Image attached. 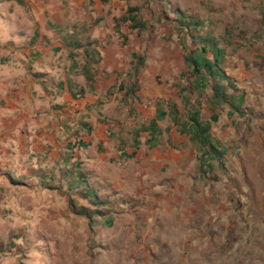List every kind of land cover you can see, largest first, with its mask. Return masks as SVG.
Wrapping results in <instances>:
<instances>
[{
	"label": "rangeland",
	"instance_id": "374dc122",
	"mask_svg": "<svg viewBox=\"0 0 264 264\" xmlns=\"http://www.w3.org/2000/svg\"><path fill=\"white\" fill-rule=\"evenodd\" d=\"M15 2L18 11H28L24 0ZM118 5V12L138 6L149 29L136 35L121 24L118 33L113 24L94 36L97 17L75 26L82 42H105L121 59L103 69L114 80L99 84L95 108L82 113L79 103L66 121L56 116L66 123L45 131V138L41 131L30 139L28 131L0 129V264H264V0ZM176 11L198 19V33L211 35L225 50L222 66L239 88L234 93L244 94L243 114L229 116L223 106L212 124V136L225 148L222 165L212 161V169L199 167L197 148L169 116L159 122L154 147L146 133L133 146L134 130L155 115L157 103L181 109L184 33L175 27ZM133 51L145 57L136 81L130 76ZM134 84L136 92L123 95L120 87ZM84 85L85 96L94 92ZM75 88L79 92L78 83ZM210 94L207 88L201 99L204 119L211 114ZM89 120L106 127L105 141L98 125L95 135L92 125L88 131ZM122 150L134 156L122 157ZM76 163L94 202L67 187ZM81 207L86 214L77 213Z\"/></svg>",
	"mask_w": 264,
	"mask_h": 264
},
{
	"label": "crops",
	"instance_id": "0c3cea01",
	"mask_svg": "<svg viewBox=\"0 0 264 264\" xmlns=\"http://www.w3.org/2000/svg\"><path fill=\"white\" fill-rule=\"evenodd\" d=\"M15 1L0 0V129L6 130V133L28 131L30 139L34 136L33 131H41L40 136L45 138L48 135L45 131L53 127L63 128L67 117L78 108L79 103L82 113H89L85 107L93 110L98 102L95 91L99 84L114 80L111 75L106 77L103 69H107L112 61L115 63L112 65H120L121 62L120 56L116 58V47L106 46L105 42L98 43V47L93 44L92 48L96 47L100 52V60L92 69L94 92L88 96L81 94L82 98L78 97L79 94L74 97L71 91L76 93L77 83L80 88H85L81 66L86 58L83 55L84 46L73 47L64 40V36L79 35L76 22L85 17H97L100 21L92 29L94 36L108 33L114 18L123 12H118L117 6L124 0H24L29 7L26 12L18 11ZM110 3L115 6L108 11ZM91 4H95V8ZM70 52H76V55L72 58ZM63 105L66 108L59 109ZM56 116L65 121L56 122ZM71 120L67 123L73 124ZM89 121L92 134L95 135L93 129H97L98 125L100 140L105 141L106 127L96 120ZM48 141H52L50 136Z\"/></svg>",
	"mask_w": 264,
	"mask_h": 264
},
{
	"label": "trees",
	"instance_id": "16d2710c",
	"mask_svg": "<svg viewBox=\"0 0 264 264\" xmlns=\"http://www.w3.org/2000/svg\"><path fill=\"white\" fill-rule=\"evenodd\" d=\"M176 12L179 17L176 19L177 24L175 27H177L178 34L184 33V38L180 40L184 51L183 70L180 74L181 81L177 83L181 109L173 104H168L167 109H165L160 103H157L155 115L134 130L133 146L137 148L140 144L138 140L139 135L146 133L148 145L154 147L162 133L159 122L169 116L172 119V123L179 126L180 133L187 135L197 148L199 152L197 155L199 167L205 165L208 169H212V161H218L219 165H222L221 159L225 153V148L212 136V124L218 121L219 111L223 106L230 108L227 113L229 116L234 113L243 114L244 94L234 93L239 88H237L232 77L226 73V70L222 66L225 50L218 46V42L211 35L198 33L201 26V22L198 19L191 15L182 14L179 11ZM121 24H126L136 35H140L142 31L149 29L147 21L140 15L138 6L128 5L120 16L114 18V31L119 33ZM226 31H229V26L226 28ZM187 37L191 39L190 44L187 42ZM64 40L73 47L84 46L83 55L86 61L81 66V70L86 80V86L92 88L94 81L92 69H94V65L100 60L99 50L96 47L92 48V45L96 43L98 47V40L90 39L82 42L77 38V35L64 36ZM70 53L72 58L76 55V52ZM144 64L145 57L132 52L130 76L136 80ZM207 88L211 89V94L207 99L211 114L209 115V119H204L201 99ZM121 89H124L125 96L134 94L137 90L135 84L133 87L125 88L122 86ZM228 89H231L233 92H228ZM84 92V87L79 88V92L76 93L71 91L74 97L77 94H84ZM83 125L87 124L83 123ZM90 130L91 127L88 126V131ZM120 155L131 158L134 156V152L127 153L122 150ZM69 159L67 157L66 162ZM75 169H77V172L80 171L78 163H76L68 175V189L82 198L91 197L92 199L90 200L94 202L96 199L94 190L87 183L86 178L76 175ZM71 203L73 204L74 200H71ZM77 213L86 214L82 207L79 208ZM104 223L108 226L112 225L113 218L105 219Z\"/></svg>",
	"mask_w": 264,
	"mask_h": 264
}]
</instances>
